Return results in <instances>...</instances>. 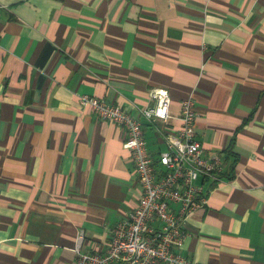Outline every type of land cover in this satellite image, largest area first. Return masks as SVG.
Instances as JSON below:
<instances>
[{"label":"crops","instance_id":"obj_1","mask_svg":"<svg viewBox=\"0 0 264 264\" xmlns=\"http://www.w3.org/2000/svg\"><path fill=\"white\" fill-rule=\"evenodd\" d=\"M153 89L165 123L141 115ZM84 95L138 119L155 164L191 98L222 169L176 251L264 264V0H0V264H74L78 232L103 254L138 204L125 132Z\"/></svg>","mask_w":264,"mask_h":264},{"label":"built area","instance_id":"obj_2","mask_svg":"<svg viewBox=\"0 0 264 264\" xmlns=\"http://www.w3.org/2000/svg\"><path fill=\"white\" fill-rule=\"evenodd\" d=\"M149 100L151 105L141 112L142 117L147 121L167 122L168 91L153 89ZM79 103L125 132L123 147L133 161L140 197L135 209L112 228L105 253L85 251L84 235L78 232L74 264H198L176 250L185 236L187 217L206 204L207 196L197 181L218 179L222 154L207 157L195 139L194 101L191 98L181 101L179 128L175 133L163 135L166 150L160 153L157 164L148 152L138 119L120 106L95 97L81 96Z\"/></svg>","mask_w":264,"mask_h":264}]
</instances>
